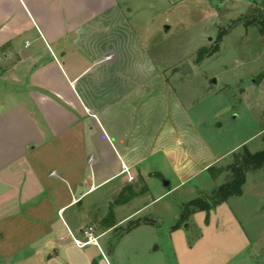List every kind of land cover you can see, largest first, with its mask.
<instances>
[{
    "label": "crops",
    "instance_id": "1",
    "mask_svg": "<svg viewBox=\"0 0 264 264\" xmlns=\"http://www.w3.org/2000/svg\"><path fill=\"white\" fill-rule=\"evenodd\" d=\"M128 2L0 0V264H110L103 234L73 241L89 196L152 171L173 192L221 159Z\"/></svg>",
    "mask_w": 264,
    "mask_h": 264
},
{
    "label": "rangeland",
    "instance_id": "2",
    "mask_svg": "<svg viewBox=\"0 0 264 264\" xmlns=\"http://www.w3.org/2000/svg\"><path fill=\"white\" fill-rule=\"evenodd\" d=\"M128 1L131 22L165 73L175 75L179 97L221 159L173 192L155 171L143 173L145 180L109 184L105 193L88 197L97 205L88 225L96 236L103 234L110 264H264V166L247 171L241 194L219 204L215 198L234 179L231 166L244 147L264 150V34L258 24H245L264 0ZM185 63L191 70L182 73ZM121 192L122 200L136 196L121 203ZM192 196L206 199L210 208L193 207L173 229ZM106 218L114 225L103 224Z\"/></svg>",
    "mask_w": 264,
    "mask_h": 264
},
{
    "label": "trees",
    "instance_id": "3",
    "mask_svg": "<svg viewBox=\"0 0 264 264\" xmlns=\"http://www.w3.org/2000/svg\"><path fill=\"white\" fill-rule=\"evenodd\" d=\"M245 18L248 20V21L246 20L247 22L245 24L248 25L253 22L258 24L260 33L262 35L264 34V4L262 5V7L257 9L256 14L252 16H245ZM236 157L238 158V162L234 163L231 166L232 172L234 174V177H233L234 179L232 181H229L221 185V187L215 193L219 195L215 197L216 203L218 204L226 201L230 196L239 195L242 193V187L246 181L247 171L257 170L261 168L262 166H264V150L251 153L244 147V150L240 151L236 155ZM211 169L212 167L209 168V170ZM154 175L160 176L159 173H154ZM127 188L130 189L131 186L130 187L127 186ZM122 194L123 192L119 194V196L121 197V199L119 198V200L123 201L121 203H124L128 199L132 198L133 196H136V194H132L131 196L127 197L125 200H122V196H123ZM192 208L193 207L189 206L187 202L183 204L178 222L175 225H173V229H178L180 227V223L184 222L188 218L190 210ZM112 215L113 213L111 212V216ZM103 224H107L108 227L113 226L114 220L107 221V218H106L105 220H103ZM128 230H130V227L128 228Z\"/></svg>",
    "mask_w": 264,
    "mask_h": 264
},
{
    "label": "water",
    "instance_id": "4",
    "mask_svg": "<svg viewBox=\"0 0 264 264\" xmlns=\"http://www.w3.org/2000/svg\"><path fill=\"white\" fill-rule=\"evenodd\" d=\"M169 28H170L169 25H165V30H168ZM190 70L191 69L189 68L188 63H185L182 66V69L180 71L182 73H187ZM211 82H212V85H215L216 80L215 79H212ZM162 182H163V185L164 186H168L169 185V181L167 179L162 178ZM187 203H188L189 206L195 207V208H197L199 210H202V211H205V210H207V209L210 208V203L206 199H204L202 197L192 198ZM185 226L188 228V223H186Z\"/></svg>",
    "mask_w": 264,
    "mask_h": 264
},
{
    "label": "built area",
    "instance_id": "5",
    "mask_svg": "<svg viewBox=\"0 0 264 264\" xmlns=\"http://www.w3.org/2000/svg\"><path fill=\"white\" fill-rule=\"evenodd\" d=\"M81 234L85 239H77L73 237V241L78 246H84L88 243H96L97 242V236L94 234V228L92 226H89L87 228H82L80 230Z\"/></svg>",
    "mask_w": 264,
    "mask_h": 264
}]
</instances>
